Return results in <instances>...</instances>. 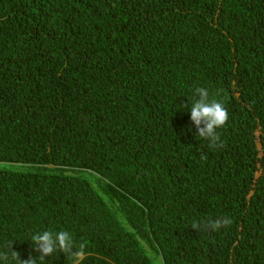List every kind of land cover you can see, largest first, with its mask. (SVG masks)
I'll return each instance as SVG.
<instances>
[{"label":"trees","instance_id":"16d2710c","mask_svg":"<svg viewBox=\"0 0 264 264\" xmlns=\"http://www.w3.org/2000/svg\"><path fill=\"white\" fill-rule=\"evenodd\" d=\"M61 230L81 264H264V0H0V250Z\"/></svg>","mask_w":264,"mask_h":264},{"label":"clouds","instance_id":"9594fccd","mask_svg":"<svg viewBox=\"0 0 264 264\" xmlns=\"http://www.w3.org/2000/svg\"><path fill=\"white\" fill-rule=\"evenodd\" d=\"M198 96L190 108V118L197 129V136L209 141L210 147H216L220 142V136L216 129L223 127L228 120V112L222 102L215 99H209V92L203 87H198L195 90ZM201 159H207L206 155H202ZM232 220L227 217H222L216 220L203 223L205 229L217 231L221 227L231 225ZM192 228L199 230L201 223L193 221ZM33 248L36 253H39L38 258L33 256L27 260H22L20 254L13 250V243L8 242V251L0 250V264H37L39 261L45 260V257L59 251L63 253L70 261V264H81L85 256L84 245L80 244L79 248L72 236L64 230L57 233L51 231H43L36 233L31 237Z\"/></svg>","mask_w":264,"mask_h":264}]
</instances>
